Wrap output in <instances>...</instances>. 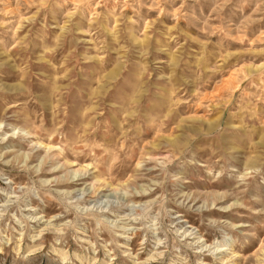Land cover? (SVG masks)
<instances>
[{"label":"rangeland","instance_id":"374dc122","mask_svg":"<svg viewBox=\"0 0 264 264\" xmlns=\"http://www.w3.org/2000/svg\"><path fill=\"white\" fill-rule=\"evenodd\" d=\"M0 264H264V0H0Z\"/></svg>","mask_w":264,"mask_h":264}]
</instances>
